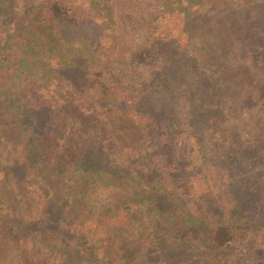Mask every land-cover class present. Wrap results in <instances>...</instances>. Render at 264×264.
Returning <instances> with one entry per match:
<instances>
[{
	"label": "trees",
	"instance_id": "1",
	"mask_svg": "<svg viewBox=\"0 0 264 264\" xmlns=\"http://www.w3.org/2000/svg\"><path fill=\"white\" fill-rule=\"evenodd\" d=\"M204 5L227 21L203 20ZM249 9L259 39L251 36L245 57L261 65L264 0H0V264H78L73 253L85 264H145L157 249L171 264L222 262L234 248L226 220L245 219L247 199L213 183L201 120L167 117L151 102L153 91L193 75L189 65L146 70L165 55L194 56L196 35L205 56L206 34L217 35L209 64L223 68L204 71L209 101L263 99L264 77L226 61ZM125 63L112 83L109 65ZM88 77L96 82L80 85ZM101 127L98 141L88 132ZM182 171L227 218L204 221L166 199L163 174L180 185Z\"/></svg>",
	"mask_w": 264,
	"mask_h": 264
},
{
	"label": "rangeland",
	"instance_id": "2",
	"mask_svg": "<svg viewBox=\"0 0 264 264\" xmlns=\"http://www.w3.org/2000/svg\"><path fill=\"white\" fill-rule=\"evenodd\" d=\"M209 1L212 2L213 0H206V3ZM201 12V18L203 20L210 19L214 26L218 25L217 22L220 19L227 21L226 17L218 13L216 8H207L204 5ZM255 15L256 10L249 9L239 16L244 30L240 35L235 34L233 36L237 53L226 61L232 67L248 64L258 77H264V63L258 65L256 62L258 60H247L245 57L247 56L251 36L254 37L255 41L259 39L255 31L251 30L253 24L257 23ZM206 35L207 39L212 38L213 40L207 45L205 56H203V42L199 38L200 35H196L189 42V49H187L195 54L194 56L187 54V58L191 60L180 55L183 60L168 62L165 55L157 66L146 70V74H148L156 68H164V65L168 67L179 64L178 66H180V64L186 63L194 73L193 75H186V80L183 82L174 79L167 91H160V89L153 91L151 102L155 109L167 111V117L171 116L172 111L175 110L177 118L186 115L187 120L192 119V123H195V119L201 120L198 127L211 137L209 141L213 147L214 162L217 164L215 168L212 167V171L215 173L213 183L219 182L222 187H226L228 191L235 193L239 200L245 195L248 202V205L245 206V216L247 217L238 222V227L226 220V224H231L234 248L231 249L230 253L222 255V262L219 264H256L258 261L264 262V98L259 101H247L239 105L238 108L231 107L223 100L219 105L209 101L208 93L210 90L204 71L210 70L212 74H216L223 67L214 66L210 69L211 65L209 63L217 62L214 59L218 56V53L215 54L212 46L218 36ZM192 59L195 61H192ZM128 65V63L110 64L109 70L114 77L110 81L113 83L117 77H123ZM191 65L196 66L191 67ZM201 73L204 77L202 80L199 79ZM86 82L90 86L96 80L88 77L80 85H85ZM179 122L181 125L185 123L182 119ZM103 129L104 127L96 128L88 133L93 135L94 139L100 141L102 135H105ZM181 130L183 137H185L184 133L187 130L185 128ZM152 148L153 146L148 140L144 145V150L149 152ZM184 166H187V163ZM185 171L181 172V178L186 177L187 179L182 181L180 185L176 180L181 179L175 180L167 177L165 173L163 174L164 179L162 181L169 189L166 199L178 200L187 213L194 212L204 221H208L210 214L213 216L212 223L222 219V217L227 218L226 213L223 215L221 212H216L212 205L207 202V198H199L200 191L196 190ZM236 189L238 192H236ZM163 256V251L157 249V254L153 258H148L145 264H171ZM73 257L78 264H85L77 254L73 253Z\"/></svg>",
	"mask_w": 264,
	"mask_h": 264
}]
</instances>
